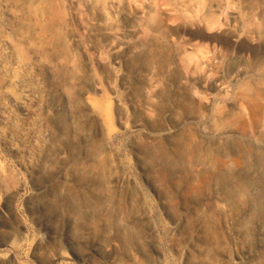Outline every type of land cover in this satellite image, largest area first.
Here are the masks:
<instances>
[{
  "label": "rangeland",
  "instance_id": "obj_1",
  "mask_svg": "<svg viewBox=\"0 0 264 264\" xmlns=\"http://www.w3.org/2000/svg\"><path fill=\"white\" fill-rule=\"evenodd\" d=\"M32 7L0 0V264H264V0Z\"/></svg>",
  "mask_w": 264,
  "mask_h": 264
},
{
  "label": "bare ground",
  "instance_id": "obj_2",
  "mask_svg": "<svg viewBox=\"0 0 264 264\" xmlns=\"http://www.w3.org/2000/svg\"><path fill=\"white\" fill-rule=\"evenodd\" d=\"M25 4L27 6L26 12H28L29 14H32L33 13V9H32L33 8L32 7L33 0H25ZM132 33H133V39L137 38V39L140 40L139 43H141L148 36V26L140 25L139 27H136V28L134 27ZM110 35L114 36V33L111 32ZM138 48H139V46H138ZM150 78H151V73H149L147 75V79H148L147 94H146V105H147V107L151 106L152 101H153L151 93L153 91L154 85L151 83V79ZM98 152H99L98 150H93L91 152L93 157H95L94 159L96 161H98V154H99Z\"/></svg>",
  "mask_w": 264,
  "mask_h": 264
}]
</instances>
